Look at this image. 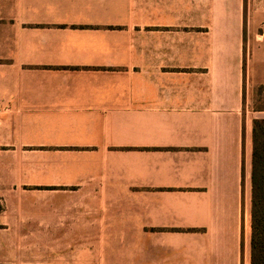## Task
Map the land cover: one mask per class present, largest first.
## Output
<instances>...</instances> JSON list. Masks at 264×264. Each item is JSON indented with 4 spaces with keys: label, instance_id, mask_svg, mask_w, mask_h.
<instances>
[{
    "label": "crops",
    "instance_id": "1",
    "mask_svg": "<svg viewBox=\"0 0 264 264\" xmlns=\"http://www.w3.org/2000/svg\"><path fill=\"white\" fill-rule=\"evenodd\" d=\"M247 14L0 0V264H251Z\"/></svg>",
    "mask_w": 264,
    "mask_h": 264
},
{
    "label": "trees",
    "instance_id": "2",
    "mask_svg": "<svg viewBox=\"0 0 264 264\" xmlns=\"http://www.w3.org/2000/svg\"><path fill=\"white\" fill-rule=\"evenodd\" d=\"M252 137L251 264H264V119L253 120Z\"/></svg>",
    "mask_w": 264,
    "mask_h": 264
},
{
    "label": "rangeland",
    "instance_id": "3",
    "mask_svg": "<svg viewBox=\"0 0 264 264\" xmlns=\"http://www.w3.org/2000/svg\"><path fill=\"white\" fill-rule=\"evenodd\" d=\"M245 5L246 12L250 13L247 15L252 16L253 14H259L261 9L264 8V0H245ZM252 69L254 75L249 80V91H247V97L245 95L244 99L247 100L249 107L252 108L254 111L259 109L264 110V85H262L261 81L258 80V78H260L261 75L264 73V66L254 64Z\"/></svg>",
    "mask_w": 264,
    "mask_h": 264
}]
</instances>
